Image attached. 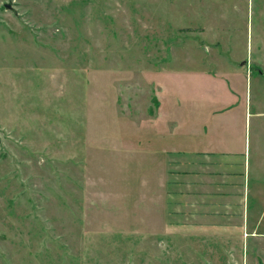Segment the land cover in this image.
Here are the masks:
<instances>
[{
	"label": "rangeland",
	"instance_id": "374dc122",
	"mask_svg": "<svg viewBox=\"0 0 264 264\" xmlns=\"http://www.w3.org/2000/svg\"><path fill=\"white\" fill-rule=\"evenodd\" d=\"M0 264H264V0H0Z\"/></svg>",
	"mask_w": 264,
	"mask_h": 264
},
{
	"label": "crops",
	"instance_id": "0c3cea01",
	"mask_svg": "<svg viewBox=\"0 0 264 264\" xmlns=\"http://www.w3.org/2000/svg\"><path fill=\"white\" fill-rule=\"evenodd\" d=\"M182 164L183 168L178 166V169H183V173L179 174L182 179L170 190L171 198H169L172 208L177 206L181 212L172 210L171 213L182 215L192 232L198 233L200 231H194V229L201 228L203 229L201 232L207 234L228 233L223 217L232 216L233 213L228 209V201L224 198L225 191L221 188L224 164L222 165L220 160H211L206 154L198 160L196 157L189 158ZM171 169L173 170L170 171V177L174 171H177L175 170L177 166H172ZM169 180L170 178L166 181L168 184L171 183Z\"/></svg>",
	"mask_w": 264,
	"mask_h": 264
},
{
	"label": "water",
	"instance_id": "95a60500",
	"mask_svg": "<svg viewBox=\"0 0 264 264\" xmlns=\"http://www.w3.org/2000/svg\"><path fill=\"white\" fill-rule=\"evenodd\" d=\"M5 9H9V6L7 4L4 5Z\"/></svg>",
	"mask_w": 264,
	"mask_h": 264
}]
</instances>
